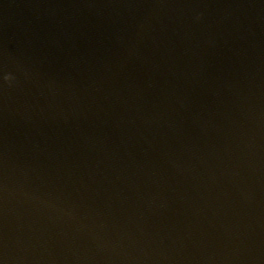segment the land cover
Instances as JSON below:
<instances>
[{"label":"water","instance_id":"obj_1","mask_svg":"<svg viewBox=\"0 0 264 264\" xmlns=\"http://www.w3.org/2000/svg\"><path fill=\"white\" fill-rule=\"evenodd\" d=\"M0 264H264V0H0Z\"/></svg>","mask_w":264,"mask_h":264}]
</instances>
